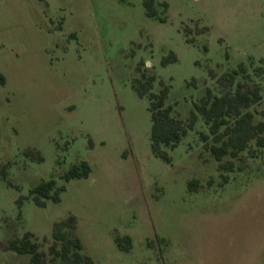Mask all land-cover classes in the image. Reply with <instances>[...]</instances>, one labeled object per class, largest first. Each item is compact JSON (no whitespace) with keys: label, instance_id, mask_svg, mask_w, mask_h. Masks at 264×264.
Returning <instances> with one entry per match:
<instances>
[{"label":"rangeland","instance_id":"obj_1","mask_svg":"<svg viewBox=\"0 0 264 264\" xmlns=\"http://www.w3.org/2000/svg\"><path fill=\"white\" fill-rule=\"evenodd\" d=\"M154 9L145 0H0V264H30L11 240L31 232L47 250L54 223L70 214L95 264H264L263 159L244 153L235 171H220L201 116L170 162L157 157L149 100L132 86L149 68L153 90L168 85L187 119L208 88L234 91L217 78L246 63L237 81L260 84L264 96L255 72L264 0H154ZM81 160L90 175L66 181ZM51 178L65 187L61 200L38 205L31 190ZM192 179L200 183L190 188ZM116 235H130L132 249Z\"/></svg>","mask_w":264,"mask_h":264},{"label":"trees","instance_id":"obj_2","mask_svg":"<svg viewBox=\"0 0 264 264\" xmlns=\"http://www.w3.org/2000/svg\"><path fill=\"white\" fill-rule=\"evenodd\" d=\"M145 5L150 16L157 15L154 0H145ZM189 40L195 39L192 37ZM176 60L177 56L173 53L170 60H164V64ZM255 72L261 75L264 67H256ZM247 73L246 63H240L238 68L223 73L217 78L219 83L228 87L235 85V90L215 94L208 88L206 94L195 103L189 117L184 119L176 111L174 104L168 101L169 86L161 81V89L154 91L157 75L147 67L140 68V77L132 86L139 96L149 100L153 154L170 162V150L177 147L188 132L195 128L201 116L208 128V132H201V138L218 161L220 171L227 174L235 171L236 161H243L244 153L249 158H261L264 161V108L258 107L264 101V96L260 84L250 87L237 81L239 76ZM39 159L42 157L39 156ZM91 171L89 162L81 160L71 166L63 178L66 181L80 179L88 177ZM199 183V179H192L189 187L193 188ZM63 190L65 187L58 186L56 179L51 178L36 185L31 194L38 205L45 206L49 199L60 201ZM115 241L122 250L129 251L133 247L130 235H116ZM9 247L20 254H29L30 264H95L93 258L84 253V244L78 233V218L74 214L54 223L52 242L47 250L42 249L31 232H27L21 239L11 240Z\"/></svg>","mask_w":264,"mask_h":264}]
</instances>
